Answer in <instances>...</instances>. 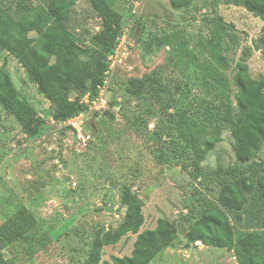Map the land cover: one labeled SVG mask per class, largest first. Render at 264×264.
Segmentation results:
<instances>
[{
	"label": "trees",
	"instance_id": "trees-1",
	"mask_svg": "<svg viewBox=\"0 0 264 264\" xmlns=\"http://www.w3.org/2000/svg\"><path fill=\"white\" fill-rule=\"evenodd\" d=\"M89 1L102 18V29L95 34L99 47L83 46L68 27L73 0H50L47 7L38 4L35 13L27 12L19 19L0 5V59L4 52L13 54L51 104L52 117L67 120L85 111L87 105L81 99L86 91H92V98L98 95L124 21H134L139 15L140 33L150 45L163 49L164 59L151 72L130 79L128 94L146 101L167 135L176 134L186 144L190 152L185 166L196 179L205 174L201 163L224 129H230L235 142L234 161L207 173L212 178L222 173L225 177L221 175L218 181L216 198L193 192L185 201L188 212L182 217L190 222L189 242L231 250L239 264H264V159H260L264 149V76L254 78L251 74L247 60L254 50L244 40L245 31L215 12L217 7L236 5L264 23V0H169L173 15L167 11L143 18L138 12L144 0ZM261 39L264 50V25ZM78 90L83 91L80 98ZM113 103H118L117 98ZM0 104L23 128L37 121L36 112L20 97L4 65H0ZM105 113L111 114L107 109ZM86 121L94 127L95 121ZM153 190L148 189L143 197L132 184L124 183L120 209L111 213L115 220L110 230L101 238L97 236L91 250L76 264H152L172 246L178 234L177 221L160 217L154 228L143 229ZM231 215L244 220L245 226L237 227ZM17 217L0 226L3 249L16 241L28 242L27 229L37 224L24 206ZM123 238L132 240L131 254L102 259L105 247ZM0 264L10 263L0 255Z\"/></svg>",
	"mask_w": 264,
	"mask_h": 264
},
{
	"label": "rangeland",
	"instance_id": "rangeland-1",
	"mask_svg": "<svg viewBox=\"0 0 264 264\" xmlns=\"http://www.w3.org/2000/svg\"><path fill=\"white\" fill-rule=\"evenodd\" d=\"M73 1L68 27L83 46L99 47L95 34L102 29V18L89 0ZM146 1L141 2L138 14ZM49 2L0 0V5L19 19L27 12L35 13L36 5L47 7ZM159 2L164 14L168 11L173 15L169 0ZM215 12L245 31L244 40L254 50V56L247 60L251 74L254 78L264 76V23L236 5L217 7ZM138 18L139 15L134 21H124V30L130 27L128 46L120 51L113 70L104 79L105 90H100V97H95L97 102L86 113L87 120L95 121L94 127L85 121L80 132L54 119L53 112H49L51 104L40 95L18 59L8 52L2 54L0 65L5 66L20 97L34 109L37 119L30 128H23L0 104V226L9 219L17 220V212L23 206L37 221L27 229L28 242L16 241L7 248L0 247V255L8 263L76 264L83 253L91 250L94 239L108 232L115 220L111 213L95 209H120L121 188L127 183L143 197L154 188L143 229L154 228L160 217L177 221L179 227L173 245L152 264H239L231 250L201 241L190 243V222L182 217L188 212L185 201L193 192L211 199L218 195V181L221 175L225 177L223 173L215 174L214 180L207 173L226 168L234 161V138L230 129L223 130L201 163L203 176L196 179L186 168L190 149L176 134L167 135L165 126L156 123L158 114H153L154 109L146 101L126 91L130 79L151 72L164 59L163 49L150 45L140 29L137 33ZM115 54L110 55L111 62ZM82 92L77 91L79 98ZM86 92L94 99L91 90ZM115 98L117 104L113 103ZM106 109L111 114L105 113ZM260 159H264V149ZM230 217L237 227L245 226L244 220ZM132 249V240L126 242L123 238L118 244L106 246L102 259L130 255Z\"/></svg>",
	"mask_w": 264,
	"mask_h": 264
},
{
	"label": "built area",
	"instance_id": "built-area-1",
	"mask_svg": "<svg viewBox=\"0 0 264 264\" xmlns=\"http://www.w3.org/2000/svg\"><path fill=\"white\" fill-rule=\"evenodd\" d=\"M129 33H130V27H126L123 35L121 36V40L119 42V45L117 46V48L115 50V52H116L115 59H113V61L110 64L109 73L111 72V70H113V68H114L113 65H114V63L117 62L120 51L128 46L126 41H127V36ZM105 81H104L103 86L98 89V98L101 95L100 90L104 91L106 88L105 87ZM87 94H89L88 98L85 97ZM83 96L84 97H82L81 102L83 104L87 105L85 111H78L75 115H73L69 119L60 121V123L63 124L64 126H72L78 132H80V130H82L84 127L85 121L88 117V115L86 113H88V112L90 113V109H92L91 106L93 105V102L96 103L97 102L96 100L98 99V98L91 99L90 98L91 93H89V92L84 93ZM103 96H104V94H103ZM89 98L91 100H89ZM102 101H103L102 106H104V100H102Z\"/></svg>",
	"mask_w": 264,
	"mask_h": 264
},
{
	"label": "water",
	"instance_id": "water-1",
	"mask_svg": "<svg viewBox=\"0 0 264 264\" xmlns=\"http://www.w3.org/2000/svg\"><path fill=\"white\" fill-rule=\"evenodd\" d=\"M165 9L160 4L159 0H147L143 6L141 16L142 18L145 15H154V14H164ZM139 27L137 28V33L139 32ZM116 210L111 208L110 206L96 208L95 212H106V213H114Z\"/></svg>",
	"mask_w": 264,
	"mask_h": 264
}]
</instances>
